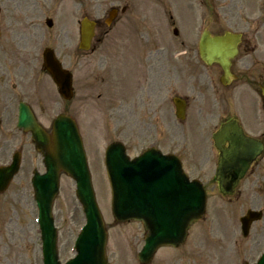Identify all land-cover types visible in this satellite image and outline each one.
<instances>
[{
  "label": "rangeland",
  "instance_id": "obj_1",
  "mask_svg": "<svg viewBox=\"0 0 264 264\" xmlns=\"http://www.w3.org/2000/svg\"><path fill=\"white\" fill-rule=\"evenodd\" d=\"M160 1L162 8L160 4H152L153 0H0V9L5 10L2 23L3 45L6 50L3 56L6 55L9 66L22 65L27 68L34 64L35 53H41L45 47H55L58 44L56 35L61 31L67 32L65 63L76 80V96L72 103L67 102V112H71L81 126L92 185L107 230L108 264H140L137 254L143 245L140 223H120L111 215L103 152L115 140L123 142L127 152L131 154L129 156L151 145L165 153L177 154L183 160L185 171L191 177L200 179L206 187V211L191 227L186 242L176 249L159 250L149 264L254 263L264 245L250 253L245 252L244 249L252 244L253 234L244 240L239 228V218L250 207L243 191L238 192L232 201L219 195L213 179L214 156L209 154V137L207 139L208 127L211 126V133L213 124L222 114V105L225 104L229 109L228 101L235 106L234 100L226 95L221 106L218 109L217 106L214 107L217 109L214 118L203 114L204 111L198 113L197 108L205 104L197 103V91H206L207 81L202 84V79L196 80L193 91L188 89L189 80L184 77L178 89L171 87L164 91L159 87L160 79L157 76L161 69L159 61L153 59L157 63L152 64L149 78L145 57L156 48L163 49L166 52L164 56L168 63L167 70H173L176 63H181L186 76L192 65L188 58L192 56L191 51L196 50L202 26L211 24V33L225 29L235 30V23H239L241 15V22L249 20L253 28H258L259 31L255 39L254 54H246L241 49L238 58L252 56L250 60H241L248 65L250 62L249 71L264 73V0H215L216 5L225 9L212 10L214 16L210 18L211 23L205 17L203 25L201 15L208 13V7L204 6L202 0L192 1L193 5L185 1L183 7L179 4L181 0ZM122 7L126 8V12L116 15L114 23L110 27L106 26L112 9L118 8L119 13ZM254 16H258L257 22L251 20ZM83 17L97 20L101 26L94 39L93 50L86 53L77 47L79 21ZM47 18L52 20L53 28L55 27L52 33L45 31ZM105 30L107 32L104 35ZM174 30L177 31L176 35ZM24 43L27 44L26 48ZM177 50H182L184 54L175 58ZM134 56L136 61L132 59ZM133 61L138 69L136 76H133ZM198 71H202L201 64ZM212 71L216 75L215 84L220 91L232 94L236 89L247 90L244 79H239L236 83L233 81L227 88L222 87L218 81L221 70L214 67ZM44 81V76L40 75L35 81L37 85L30 83L31 95L27 101L29 106L42 109L40 119L47 126L53 111L52 106L46 107L45 103L50 96L40 91V85ZM149 81L153 84L152 90H149ZM168 82H172L171 77ZM128 83L134 88L117 96L113 84L119 89ZM205 94L209 98L210 91ZM97 95L100 97L97 98ZM173 96L188 100L184 120H177L174 116L171 102ZM250 103L248 99V106L254 109L253 103ZM205 111H209V106ZM154 114L157 126H145ZM161 117L162 127L159 126ZM194 118L197 124L194 123ZM241 119L248 131L258 134V129L251 123V117L241 116ZM15 122L13 111L11 117L0 124V166L9 162L10 153L14 149L22 152L19 172L8 189L0 194V264H41L37 209L30 179L33 171L43 172L44 169L41 156L35 152L30 137L16 131ZM200 122L206 125H199ZM130 133H133L131 137ZM74 190L72 179L62 174L52 207L61 261L73 256V242L84 223ZM263 241L264 239L260 242Z\"/></svg>",
  "mask_w": 264,
  "mask_h": 264
},
{
  "label": "water",
  "instance_id": "obj_2",
  "mask_svg": "<svg viewBox=\"0 0 264 264\" xmlns=\"http://www.w3.org/2000/svg\"><path fill=\"white\" fill-rule=\"evenodd\" d=\"M94 23L83 19L80 23L79 48L89 47L93 34ZM238 35L224 33L220 37H210L205 31L199 41V56L207 65L218 63L224 76L221 82H229L230 59L236 54ZM49 71L53 76L58 71L52 62ZM71 76L67 72V99L70 98ZM177 116H179L177 111ZM19 126L30 130L38 148L45 150L43 165L45 173L34 172L31 180L34 189V199L38 207V224L41 234L43 264H59L56 254V231L51 217V203L58 188V174L65 172L76 183V196L82 206L86 224L75 241L76 256L65 264H107L104 246L106 232L95 203L89 172L83 148L73 122L67 118V125L63 118L55 122L57 134L55 139L56 151L51 152L48 140L40 131L29 114L21 110ZM216 144L224 140L232 145L240 142L248 146L253 142L240 135V130L232 124H225L214 137ZM124 147L120 143L110 144L106 149L105 167L111 189V211L117 221L135 220L143 223L146 232L144 246L138 254V260L146 264L157 248L161 246L176 247L183 242L189 225L200 217L205 208V192L197 181L189 182L182 172L180 163L172 156L150 155L149 149L143 155L129 161L123 155ZM221 150L218 168L215 174L219 182L221 193H225L226 171L232 167L238 168L237 178L242 176V169L246 159L242 155H227ZM19 156L15 155L13 163L0 168V192H3L11 177L18 169ZM237 162V164H235ZM256 212H248L241 219L243 226L249 221L257 220ZM246 233V229H245ZM257 264H264V254Z\"/></svg>",
  "mask_w": 264,
  "mask_h": 264
},
{
  "label": "flooded vegetation",
  "instance_id": "obj_3",
  "mask_svg": "<svg viewBox=\"0 0 264 264\" xmlns=\"http://www.w3.org/2000/svg\"><path fill=\"white\" fill-rule=\"evenodd\" d=\"M187 2L191 5L192 1L194 0H182V4L184 2ZM197 2L199 0H196ZM209 1V4H208ZM205 7H208V13L202 14V25L205 20V17L209 20L211 23L212 18L214 14L211 12L212 10H223L225 9L223 6H218L215 4V0H202ZM1 14H3L1 16ZM4 10L0 11V122L6 121L8 118L11 117L14 109H15V103H17L16 107L20 102H25L28 104V101L31 95V84L37 85L35 81L38 79L30 70L28 72L26 69H22L19 65L16 70H11L8 68L7 65V59L5 56H3L4 51L6 50V47L3 45V23L2 20L5 17L4 16ZM253 22L254 20L251 19ZM242 17L239 16V23H235L237 26L238 32H241V42L238 46V50L242 49L246 52V54L253 53L255 51V39L258 33V28H253L252 23L247 20L245 22H241ZM210 26L211 24H205L202 26L203 29H207L208 32H210ZM201 30V31H202ZM15 32V30H13ZM212 34V33H211ZM214 35V33H213ZM56 40L58 44L56 43V46L54 47V51L56 56L62 61L64 64V68L67 71V63L65 61L67 60V32H59L56 35ZM244 46V47H243ZM182 50H177L175 52V58L180 57ZM166 52H164L163 49L156 48L152 52H149L148 55L145 57L147 62V72L149 78H151V70L153 68L152 64L157 63V61L153 60L156 59L160 63V73L157 74V76L160 79L159 87L160 89L167 91L170 90L171 87L178 89L180 84L182 83V78L186 77L189 79V85L191 90H195L196 87V80L202 79V84H204V81H207L208 88L206 91H197L196 101L197 103H204L205 105L201 108H197V112L203 114H207L208 116H211L214 118L217 109L221 106L219 103L220 101L223 102L225 100V96L228 95L232 100L235 101V106L233 105L230 107V109L227 108L225 104L222 105L220 112L222 113L218 119L217 122L213 124L211 133H210V125L208 127V135L207 139L209 137V154L214 156V169H213V176L214 172L217 167V160L218 155H220V152L215 146V142L213 141L212 137L213 134L220 128V126L232 119H237V122L239 126L243 129V132L245 135L250 136L259 142L263 144L264 148V97L262 96V89H264V73L263 72H252L249 71L250 62L249 65L246 61L241 60L242 58L249 59L252 57L242 56L240 59L235 58L232 61L231 64V72L235 75L236 81L239 79H244L245 86L247 90L251 93V101L253 102L254 109L251 108V110H248V105L245 103V95L246 93L243 92L241 89H236L232 92V94H226L222 90L220 91L215 84V76L213 75V65L207 67L204 64L201 65L202 71H198L199 69V56L196 50H192V56H190L188 59H191L192 65L188 68L187 75L184 76L183 74V65L181 63H176L173 66V70H167V60L164 56ZM162 55V56H159ZM258 58V57H257ZM36 68V66H34ZM37 69V68H36ZM18 70V73L14 74L12 77V74ZM208 70H211V72H208ZM39 74L44 73L43 71H39ZM46 75V74H45ZM47 79L44 81L40 86V91L42 93H46L50 96L48 100H45V103L47 104L46 107H49L50 105L51 110L55 115H63L67 117V91H66V97L62 98L57 94V89L55 84L49 79V77L46 75ZM171 77L172 82H168V78ZM17 84L18 89L15 87V90H6V86L8 83H11L13 81ZM153 84L151 81L148 83L149 90H152ZM10 87V86H9ZM17 89V90H16ZM210 91L209 98L206 97V92ZM254 95V97H253ZM245 98V99H244ZM259 99V101H258ZM244 101V102H243ZM186 107H188L187 99H185ZM29 105V104H28ZM209 106V111H205V108ZM217 106V109L215 110L214 107ZM34 108V107H33ZM39 115H41L42 109H36L34 108ZM235 110V111H234ZM236 111L238 113H236ZM230 112V113H229ZM253 114V115H252ZM251 117V123L256 126V129H258V134H254L252 132H249L246 129V126L244 122L241 119L245 116ZM53 116V117H54ZM254 116V119H252ZM135 122V121H134ZM163 119L160 118L159 126L162 127ZM194 123L197 124L196 119L194 118ZM153 125L154 127L157 126V118L154 114V117L151 119V121L146 124L145 126ZM199 125H206V123L200 122ZM140 126V125H139ZM48 129H51L52 124L49 123ZM203 128V127H202ZM133 133H130L129 136L131 137ZM225 147H228V144L225 143ZM208 149V146H207ZM136 155V154H135ZM237 173L229 171V175L235 176ZM214 179V177H213ZM232 178L229 180V184L231 182ZM215 182V179H214ZM216 183V182H215ZM217 186V184H216ZM241 187L244 189L242 190ZM243 191L244 197L246 198V201L248 202V205L250 209L258 210L262 213V218L260 221L255 222L251 224L249 235L252 233L253 237L251 238L252 244H250V247L247 249H244L245 252L250 253L252 250H256L257 247L263 246L264 241L260 242L264 239V149L261 152L260 156L256 157L248 166L247 170L244 173V176L241 180L238 181L237 186L234 188L233 193L230 196H226L225 198L229 201H232L238 194V192ZM248 235V237H249ZM244 238V240L248 239ZM261 250V248H260ZM264 246L262 247V250L260 252L263 253Z\"/></svg>",
  "mask_w": 264,
  "mask_h": 264
}]
</instances>
